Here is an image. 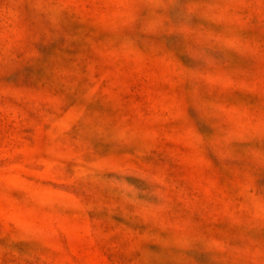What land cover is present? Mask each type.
<instances>
[{"label":"clouds","instance_id":"9594fccd","mask_svg":"<svg viewBox=\"0 0 264 264\" xmlns=\"http://www.w3.org/2000/svg\"><path fill=\"white\" fill-rule=\"evenodd\" d=\"M0 264H264V0H0Z\"/></svg>","mask_w":264,"mask_h":264}]
</instances>
